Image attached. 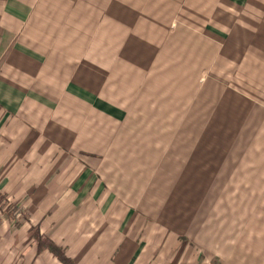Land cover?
<instances>
[{
  "label": "crops",
  "instance_id": "0c3cea01",
  "mask_svg": "<svg viewBox=\"0 0 264 264\" xmlns=\"http://www.w3.org/2000/svg\"><path fill=\"white\" fill-rule=\"evenodd\" d=\"M0 193V264H264V0H0Z\"/></svg>",
  "mask_w": 264,
  "mask_h": 264
},
{
  "label": "rangeland",
  "instance_id": "374dc122",
  "mask_svg": "<svg viewBox=\"0 0 264 264\" xmlns=\"http://www.w3.org/2000/svg\"><path fill=\"white\" fill-rule=\"evenodd\" d=\"M181 70H182V68H181ZM171 73L174 71V70H169ZM189 72V71H188ZM132 75H135V72L132 74ZM206 76H207V73H206ZM217 78L219 79L220 77H219V75H217ZM181 85H183V84H181ZM185 85V84H184ZM215 85L216 86H218V88L220 87V84H218V83H215ZM215 85H213V88H212V90H213V94L215 93V91H216V87H215ZM224 85H226V84H224ZM241 85V84H240ZM189 98H187V99H183V100H181V102L182 103H184V105L186 106L187 105V100H188ZM202 100V99H201ZM171 103H174V102H171ZM121 104V103H120ZM88 106V105H87ZM120 106H122V104L120 105ZM63 107H64V105H63ZM62 107V108H63ZM147 116H149L148 118H146V120H145V124H146V126H148V130L147 131H144V132H136L135 133V136L136 137H138L139 136V134H142V135H144L146 138H148V141H149V143L151 144V146L152 147H154V148H152L151 150H153V151H155L156 152V154H160L161 155V153H163V151L165 152V153H169V154H172L171 156H173V157H175L176 159H179L180 157H181V155H186L187 154V151L185 150V149H187V142H188V134H189V136L191 137V135H193L195 138H197V136L199 135V133H200V131H193V132H178V131H174V130H168V129H165V130H162V131H160V130H158V131H155V134L153 133V130H152V128H153V126H155V127H157V128H161V123L160 122H162V120L160 119V122L158 121V119H157V121L156 122H151V117H153L154 115H147ZM183 117H186V116H183ZM182 118V117H181ZM191 119L193 120L194 119V117L193 116H191ZM204 122V123H203ZM207 123V122H206ZM206 123H205V121H202L201 122V124L200 125H198V124H195L194 126H196V127H204L205 125H206ZM204 124V125H203ZM166 127H170V126H166ZM165 127V128H166ZM203 127H202V129H203ZM167 130V131H166ZM38 133H41V132H37L36 134H35V138H36V140L39 138V136H41V135H39ZM133 133H134V131H133ZM179 133L181 134V135H184V137H186L185 139H180L179 137H178V135H179ZM163 134V136H162V139H161V135ZM178 134V135H177ZM153 136H155L156 137V141H151V140H155V139H153L152 137ZM173 136H176V137H174V138H172ZM29 137V136H28ZM28 137H26V138H24V140L23 141H21V143H20V145H19V151L21 150V152H24V150H25V148L27 147H23L24 146V141H26L27 139H28ZM193 137V139H195ZM31 140H33L34 141V137H29ZM159 139H161V141L162 142H160L159 141ZM36 142V141H35ZM157 143H161L162 145L159 147V149L158 150H155V145L157 144ZM167 146V147H166ZM36 149L38 150V152H37V154L38 155H41V156H45L46 158H55V157H57L58 155H60L61 153H57L56 151H54L53 149L50 151V152H48L47 151V149L45 150V147H43L42 145H38L37 146V148L35 147V153H36ZM45 150V151H44ZM30 152H31V150H30ZM70 152V151H69ZM36 154V155H37ZM47 160V159H46ZM48 160H50V159H48ZM54 163H52V165H53ZM215 176H217V175H215ZM184 176H182L181 177V179L183 178ZM183 179H185V178H183ZM164 181H166V182H170L171 183V185H170V187L172 186V180H171V178H167V179H165ZM176 183V181L174 180V184ZM168 186V184L166 185V187ZM169 187V188H170ZM198 188H200V189H202L203 190V187H200V186H197ZM168 188V189H169ZM181 188V190H183L184 191V193H181V196H180V204L178 205L179 206V210L178 209H174L173 211H174V214H176L177 216L176 217H174V218H171L170 217V220H172V221H174L173 222V224H179L180 226L181 225H183V224H185L184 222H186L187 221V217H186V215H188V213H187V203H188V190H187V188H188V186H187V182H185L184 184H183V186H181L180 187ZM179 188V189H180ZM8 200V197H7V195L6 196H3V198H0V208L1 209H4V213H3V215L5 216V218H4V220H7V214L8 215H12L13 216V218H12V221H14V223H16L15 224V226H17V227H19V226H21L22 224V222L24 221V220H26L30 215L28 214V212H25L21 207H19V205H16L15 203V206L14 205H12V204H10L9 205V201H7ZM5 209H7L6 210V212H5ZM25 213V214H24ZM25 217V218H24ZM179 220V223L177 222ZM176 221V222H175ZM245 226V225H244ZM248 226L249 227H247V229L249 230V232H250V235H251V232H252V226H251V224H248ZM36 235H39L41 238H42V247L43 246H48V244H49V242H51V243H53L52 241H51V239L48 237V235L46 236L45 234H42L41 235V233H40V230H39V226L37 227V226H32L31 225V228H30V230H29V239L30 240H32L33 241V243H34V245L36 246V249H37V254L38 255H40V254H43V252H44V250H46V251H48L50 254H52L53 256H55L48 248H45V249H43V250H39L40 248H39V244L41 243V242H39V240L37 239V236ZM40 238V239H41ZM186 238H187V236L186 235H182L181 237H180V239H183V240H186ZM49 241V242H48ZM39 243V244H38ZM56 246V245H55ZM57 247H59V246H57ZM63 249V248H62ZM64 251H65V254H66V256H67V253H66V250L65 249H63ZM56 257V256H55ZM57 258V257H56ZM57 260L59 261V259L57 258ZM72 260V259H71ZM60 262V261H59ZM60 264H61V262H60ZM212 264H220L219 263V260L218 259H215V260H213L212 261Z\"/></svg>",
  "mask_w": 264,
  "mask_h": 264
},
{
  "label": "trees",
  "instance_id": "16d2710c",
  "mask_svg": "<svg viewBox=\"0 0 264 264\" xmlns=\"http://www.w3.org/2000/svg\"><path fill=\"white\" fill-rule=\"evenodd\" d=\"M3 196L4 195H2L0 193V198H3ZM36 236H37V239L39 240V242H41L40 244L38 243L40 251L45 249V248H48L59 259L61 264H75L73 260H71L69 257L66 256L65 251L62 248L55 246L54 243H51V242L48 241L49 242L48 246L47 247L46 246L42 247V245H43L42 244V238L39 235H36Z\"/></svg>",
  "mask_w": 264,
  "mask_h": 264
}]
</instances>
